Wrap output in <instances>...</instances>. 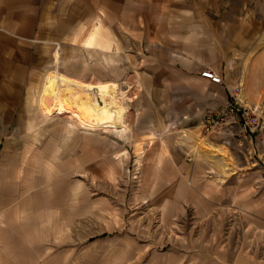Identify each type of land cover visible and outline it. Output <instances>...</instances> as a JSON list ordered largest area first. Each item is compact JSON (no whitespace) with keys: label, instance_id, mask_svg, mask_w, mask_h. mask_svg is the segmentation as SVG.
<instances>
[{"label":"rangeland","instance_id":"374dc122","mask_svg":"<svg viewBox=\"0 0 264 264\" xmlns=\"http://www.w3.org/2000/svg\"><path fill=\"white\" fill-rule=\"evenodd\" d=\"M82 8L74 32L0 33V217L25 231L0 223V264H264V18L239 19L222 94L171 113L143 94L138 36ZM52 72L117 84L121 123L43 113Z\"/></svg>","mask_w":264,"mask_h":264},{"label":"crops","instance_id":"0c3cea01","mask_svg":"<svg viewBox=\"0 0 264 264\" xmlns=\"http://www.w3.org/2000/svg\"><path fill=\"white\" fill-rule=\"evenodd\" d=\"M80 7L82 13L102 12L106 21L118 19L120 27L138 36L149 52L144 62L153 71L142 78L143 94L161 99L155 107L171 106V113L176 112L179 99L183 105L178 111L190 110L193 86L201 88L204 97L222 94L219 85L198 75L200 70L210 69L223 80L233 63L232 50L239 47L235 35L250 32L239 19L264 18V0H0V17L5 20L1 39L11 35L32 42L42 33L39 27L45 17L57 20L53 23L57 34L74 32L67 19L76 27L75 20L83 16ZM94 39L89 36V43ZM6 216L1 215L0 223L11 232L2 233L1 240L8 243L14 229L25 231L22 223L17 228L14 218Z\"/></svg>","mask_w":264,"mask_h":264},{"label":"bare ground","instance_id":"6f19581e","mask_svg":"<svg viewBox=\"0 0 264 264\" xmlns=\"http://www.w3.org/2000/svg\"><path fill=\"white\" fill-rule=\"evenodd\" d=\"M59 55L55 54L54 61ZM41 95L46 115L67 113L72 121L92 129L118 126L125 117L123 93L112 82H81L59 72L46 74Z\"/></svg>","mask_w":264,"mask_h":264},{"label":"built area","instance_id":"2783aa9c","mask_svg":"<svg viewBox=\"0 0 264 264\" xmlns=\"http://www.w3.org/2000/svg\"><path fill=\"white\" fill-rule=\"evenodd\" d=\"M200 77L210 81L212 84H222V78L220 75L210 69H205L202 71L200 73Z\"/></svg>","mask_w":264,"mask_h":264}]
</instances>
